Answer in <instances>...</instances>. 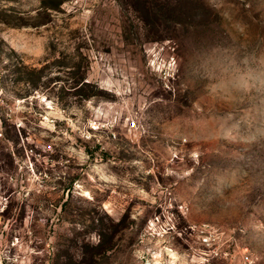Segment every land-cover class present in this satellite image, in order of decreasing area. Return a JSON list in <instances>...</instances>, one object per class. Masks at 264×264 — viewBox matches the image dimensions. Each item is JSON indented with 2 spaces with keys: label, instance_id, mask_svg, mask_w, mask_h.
I'll use <instances>...</instances> for the list:
<instances>
[{
  "label": "rangeland",
  "instance_id": "374dc122",
  "mask_svg": "<svg viewBox=\"0 0 264 264\" xmlns=\"http://www.w3.org/2000/svg\"><path fill=\"white\" fill-rule=\"evenodd\" d=\"M0 264H264V0H0Z\"/></svg>",
  "mask_w": 264,
  "mask_h": 264
},
{
  "label": "trees",
  "instance_id": "16d2710c",
  "mask_svg": "<svg viewBox=\"0 0 264 264\" xmlns=\"http://www.w3.org/2000/svg\"><path fill=\"white\" fill-rule=\"evenodd\" d=\"M19 81H24V82H26L27 84H32V79H31V77H30V71H28L26 74H25V76H22V77H20V79H19ZM30 86V85H29Z\"/></svg>",
  "mask_w": 264,
  "mask_h": 264
}]
</instances>
